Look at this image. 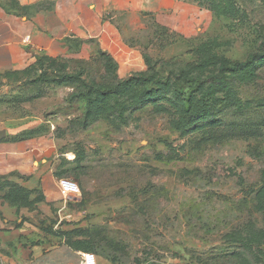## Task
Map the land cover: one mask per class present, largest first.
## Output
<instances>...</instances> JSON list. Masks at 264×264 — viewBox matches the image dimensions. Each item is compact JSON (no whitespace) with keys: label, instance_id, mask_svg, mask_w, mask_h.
Here are the masks:
<instances>
[{"label":"rangeland","instance_id":"374dc122","mask_svg":"<svg viewBox=\"0 0 264 264\" xmlns=\"http://www.w3.org/2000/svg\"><path fill=\"white\" fill-rule=\"evenodd\" d=\"M102 7L117 39L72 40L56 63L0 77L1 140L52 139L53 175L80 195L43 216L9 202L20 185L0 174V215L28 208L47 232L31 242L80 228L70 240L111 264H264V0Z\"/></svg>","mask_w":264,"mask_h":264},{"label":"crops","instance_id":"0c3cea01","mask_svg":"<svg viewBox=\"0 0 264 264\" xmlns=\"http://www.w3.org/2000/svg\"><path fill=\"white\" fill-rule=\"evenodd\" d=\"M103 11L102 0H0V77L30 73L39 61L46 64L59 59L72 40L80 43L105 33L117 39V29L104 20ZM41 141L40 138L0 139V174H11L10 180L21 187L38 190L29 198V201L33 199L34 212L52 217L63 210L65 203L58 179L53 175L52 139L44 145ZM13 208L3 217L0 215L2 264H80L85 250L74 246L68 235L59 234L74 228L61 231L55 228L56 234L48 233L59 239L54 243L41 237L31 242L33 234L47 232L25 218L31 214L28 208L20 209L19 215L23 216L19 218ZM97 264L111 263L98 259Z\"/></svg>","mask_w":264,"mask_h":264},{"label":"trees","instance_id":"16d2710c","mask_svg":"<svg viewBox=\"0 0 264 264\" xmlns=\"http://www.w3.org/2000/svg\"><path fill=\"white\" fill-rule=\"evenodd\" d=\"M261 47H264V44H262ZM254 57H255V54H250L248 56V58L245 59L244 61H227V60L222 58V59H220L219 66H218L219 74L221 75V74L225 73L226 71L236 72L240 69L249 68L252 65V63L254 62ZM56 61L57 60H55V59L54 60L51 59L49 62H51L53 64V63H56ZM42 64H44L42 61H39L37 63V65L38 66L40 65V67L43 66ZM145 79H146V77H143L140 75L138 77H130L126 80H123V81L117 83L114 87L119 92L120 90H122V89L136 83V82L145 81ZM183 99H186V98L183 97ZM24 137H25V134L22 133L21 135H18L14 140L24 139ZM32 191H34V190H32ZM28 193H30V190H27L21 186H16L15 184H12V186L8 188L7 192H4L3 196H6L5 198L13 204H19L22 201L23 202L27 201V203L29 204L32 202L33 199L29 201V199L26 198ZM41 229H43V228H41ZM43 230L45 231V229H43ZM73 231L80 232L81 230H80V228H74V229L69 230V231H61V232H59V234L70 236V235H73L72 234ZM69 240H70V237H69ZM71 243L76 247H79L85 251H88L86 248L83 247V245L80 244L78 238H75V239L72 238Z\"/></svg>","mask_w":264,"mask_h":264},{"label":"built area","instance_id":"2783aa9c","mask_svg":"<svg viewBox=\"0 0 264 264\" xmlns=\"http://www.w3.org/2000/svg\"><path fill=\"white\" fill-rule=\"evenodd\" d=\"M58 186L60 194L65 198L80 195L79 186L72 179L61 177L58 179ZM80 264H97V257L91 251H84L81 253Z\"/></svg>","mask_w":264,"mask_h":264},{"label":"water","instance_id":"95a60500","mask_svg":"<svg viewBox=\"0 0 264 264\" xmlns=\"http://www.w3.org/2000/svg\"><path fill=\"white\" fill-rule=\"evenodd\" d=\"M6 135V131L5 130H0V139L4 138Z\"/></svg>","mask_w":264,"mask_h":264}]
</instances>
